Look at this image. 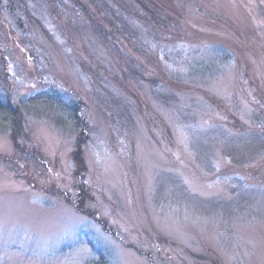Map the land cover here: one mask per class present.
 <instances>
[{
    "label": "rangeland",
    "instance_id": "1",
    "mask_svg": "<svg viewBox=\"0 0 264 264\" xmlns=\"http://www.w3.org/2000/svg\"><path fill=\"white\" fill-rule=\"evenodd\" d=\"M4 98L0 264H264V0H0Z\"/></svg>",
    "mask_w": 264,
    "mask_h": 264
},
{
    "label": "trees",
    "instance_id": "2",
    "mask_svg": "<svg viewBox=\"0 0 264 264\" xmlns=\"http://www.w3.org/2000/svg\"><path fill=\"white\" fill-rule=\"evenodd\" d=\"M28 103L32 104H39V103H52L56 105L65 115L67 114L68 117H73V119L77 122H80L79 118L76 116L77 109L74 106L69 105V103L62 100L57 94L55 93H41L38 96L31 97L28 99ZM22 105H25L24 102H21ZM14 109L12 108L11 103L8 99L1 100L0 99V114H5L10 116L11 118L14 115ZM2 112V113H1Z\"/></svg>",
    "mask_w": 264,
    "mask_h": 264
}]
</instances>
